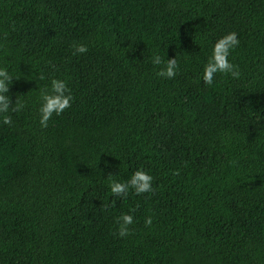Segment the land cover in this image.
I'll return each instance as SVG.
<instances>
[{
    "label": "trees",
    "instance_id": "1",
    "mask_svg": "<svg viewBox=\"0 0 264 264\" xmlns=\"http://www.w3.org/2000/svg\"><path fill=\"white\" fill-rule=\"evenodd\" d=\"M230 30L240 76L204 84ZM0 66L24 101L0 123V264H264V0H0ZM53 76L73 99L41 128ZM138 167L153 191L108 190Z\"/></svg>",
    "mask_w": 264,
    "mask_h": 264
},
{
    "label": "clouds",
    "instance_id": "2",
    "mask_svg": "<svg viewBox=\"0 0 264 264\" xmlns=\"http://www.w3.org/2000/svg\"><path fill=\"white\" fill-rule=\"evenodd\" d=\"M240 40L237 32L234 30L227 31L218 36L210 46V53L206 61L202 65L201 79L204 84H213L214 77L217 74H227L232 78H239V66L230 59L234 50L239 46ZM73 49V54L85 53L88 50V45L84 43H73L70 45ZM150 63L156 66V75L162 78L171 79L180 70V65L177 57L174 55L171 58H165L159 51H154L150 58ZM13 77L5 66H0V123L11 125L12 119L8 115L9 112H19L24 108V101L16 97L15 101L10 103L8 88ZM44 79L43 76L39 77ZM72 93L65 79L55 76L49 79L47 85L40 89L38 120L41 128L47 127L49 118L55 114L60 115L61 112L69 107L72 101ZM111 175V174H109ZM152 175L143 168H136L127 180L108 181V190L117 196H125L131 189L135 194L148 193L153 191ZM117 221V235L125 236L129 233L128 225L133 223V216L130 213L122 212ZM152 217L146 216L144 219L145 225H150Z\"/></svg>",
    "mask_w": 264,
    "mask_h": 264
}]
</instances>
